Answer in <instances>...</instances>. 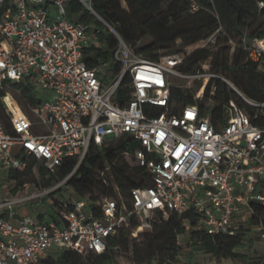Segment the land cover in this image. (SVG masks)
Here are the masks:
<instances>
[{"label":"built area","instance_id":"obj_1","mask_svg":"<svg viewBox=\"0 0 264 264\" xmlns=\"http://www.w3.org/2000/svg\"><path fill=\"white\" fill-rule=\"evenodd\" d=\"M68 1L0 0V86L29 77L41 97L29 103L31 115L11 91L1 97L6 114L0 112V178L9 169H25L31 158L56 172L68 156H78L79 165L92 143L122 142L120 155L143 167L151 182L133 187L128 201L121 194L118 199L77 197L51 220L19 208L66 179L35 190L24 183V192L0 199V264H45L50 253L65 248L101 253L110 235L133 219L148 221L155 211L164 217L194 211L197 228L234 234L242 223L237 224L238 216L254 212L253 201L264 204V124L255 120L264 113V101L234 87L255 106V116L231 98L219 126L211 113L201 114L198 104L176 107L171 101L173 77L217 76L210 60L197 73L182 72L178 65L192 48H218L222 27L196 47L156 58L118 36L114 59L89 66L83 48L93 36L92 25L71 17ZM80 1L113 29L93 0ZM190 2L191 11L203 7L198 0ZM258 6L264 10V0ZM236 42L229 40L233 47ZM240 43L264 70V36L248 37L245 31ZM114 63L120 68L110 74Z\"/></svg>","mask_w":264,"mask_h":264},{"label":"trees","instance_id":"obj_2","mask_svg":"<svg viewBox=\"0 0 264 264\" xmlns=\"http://www.w3.org/2000/svg\"><path fill=\"white\" fill-rule=\"evenodd\" d=\"M198 1L203 7L191 11L190 0H93L94 9L114 31L109 26L107 30L91 26L94 37H91L83 48L84 59L89 66H95L101 61H112L119 45L118 36L135 51L156 58L162 53L181 52L222 27L223 31L218 35L217 49L196 48L178 65L182 72L197 73L204 70L203 62L210 60V70L217 76L210 77L202 96H197L198 88L182 86L171 81V101L176 107L190 103L198 104L203 116L212 114L216 126H219L226 117L224 105L231 98L246 107L254 117L255 106L245 101L240 93L220 76L231 80L247 97L264 101V70L257 62L248 58L240 43L245 31L248 37L264 36V10L258 6L259 0ZM124 3L127 6H124ZM68 13L78 20L104 24V21L86 8L80 0L68 1ZM144 38H148V42L138 46ZM231 38L237 41L235 47L229 43ZM113 65L110 74L118 72L120 68L118 63ZM201 85L200 83L199 87ZM18 90L22 95L18 97L19 101L30 115L29 103L41 101L32 78L9 81L0 86L2 114L6 113L1 97L8 91ZM255 120L259 124H264V113ZM124 147L122 142L110 147H100L92 143L79 165L78 156H68L64 158L56 172H49L42 164L39 171L45 186H52L63 179L66 181L44 197L50 199L51 203L46 211L41 208L37 210L38 217L47 220L57 219L66 204L72 206L73 202L67 201L63 196L64 184L72 186L76 196L80 198L89 196L96 200L101 196H108L118 199L119 189L123 198L128 201L129 192L133 187L143 186L151 181L143 167L132 164L120 155ZM35 164L36 159L31 158L25 169L7 171L15 180L13 192L28 182L25 177L32 173ZM252 205L254 212L249 215L250 221L264 229V204L253 201ZM197 219L194 211L182 214L172 212L168 217H164L162 211H155L153 216L148 218L151 225L148 231H140L138 235L133 236V230L141 223L138 219H133L131 225L108 237L105 251L89 252L84 255L68 248L58 249L48 255L45 264H118V255L122 253L136 264L153 261H156V264H171L177 260L181 250L179 237L186 233L190 246L203 250L217 259L247 256L238 251L244 244L247 234L243 222L234 234H211L205 229L197 228ZM248 264H264V257L250 259Z\"/></svg>","mask_w":264,"mask_h":264},{"label":"rangeland","instance_id":"obj_3","mask_svg":"<svg viewBox=\"0 0 264 264\" xmlns=\"http://www.w3.org/2000/svg\"><path fill=\"white\" fill-rule=\"evenodd\" d=\"M124 6H127L126 3H124ZM86 7V6H85ZM87 8V7H86ZM92 27L96 28L98 26L100 29L107 30L108 25L104 22V24H98L94 21L90 22ZM93 34V33H91ZM94 37V34L93 36ZM148 42V38H144L138 46H142L145 43ZM193 47H196L197 44H192ZM191 45L188 46V49L192 47ZM195 49V48H194ZM192 48V50H194ZM217 49V48H215ZM231 81V80H230ZM173 83L180 84L182 86H188L193 87L194 89H197V93H204L206 86L204 87L205 83H208V77L206 76H200L196 78H181V77H173L172 78ZM232 82V81H231ZM201 85L199 87V85ZM233 83V82H232ZM233 89L236 87L233 83V85L229 84ZM214 87L213 91L214 92ZM40 92V88L37 89ZM12 92V91H11ZM15 97L18 99V97H22L20 91L12 92ZM211 102V101H210ZM20 103V101H19ZM21 104V103H20ZM22 106V105H21ZM30 109V108H29ZM42 165L41 161H37L36 164L33 167L32 173L25 177L26 181H28L31 186L30 190L40 189L44 187V180L42 179L39 171V167ZM63 180H60L59 182L54 183L53 185H57ZM26 183V182H25ZM15 186V180H13L8 173L3 175L0 178V199L2 197H12L20 192H24V190H20L21 187L16 191L13 192L12 188ZM63 196L67 201L74 202V200L77 198L76 193L74 192V189L72 186L64 184L63 185ZM20 190V191H19ZM118 195H120V190L117 189ZM51 203L50 199H44V197L34 198L29 200L28 202L22 204V206L19 208L20 211L26 212V213H33L35 214L39 208L41 210L46 211L48 206ZM153 216V214H152ZM49 219V217H48ZM244 223L245 230L247 231L245 242L242 245V247L238 248V251L246 254L247 256L231 259V258H221L217 259L213 255L197 249L190 246L188 243L189 236L188 233L183 234L179 237V242L181 244V250L179 253V256L177 260H174L171 264H248L250 259L254 258H261L264 257V237L262 236V232L264 229H262L261 226L256 225L255 223H252L250 221L248 212L245 211L243 215L238 216V223ZM141 226L136 227L133 230V236L138 235L140 231H148L151 229V225L149 224V221L142 219L141 220ZM55 253V252H53ZM88 253H84V255H87ZM118 264H136L133 261H131L126 254L122 253L118 255ZM144 264H156V261H153L151 263H144Z\"/></svg>","mask_w":264,"mask_h":264},{"label":"crops","instance_id":"obj_4","mask_svg":"<svg viewBox=\"0 0 264 264\" xmlns=\"http://www.w3.org/2000/svg\"><path fill=\"white\" fill-rule=\"evenodd\" d=\"M20 213H26V212H22V211H19Z\"/></svg>","mask_w":264,"mask_h":264},{"label":"water","instance_id":"obj_5","mask_svg":"<svg viewBox=\"0 0 264 264\" xmlns=\"http://www.w3.org/2000/svg\"><path fill=\"white\" fill-rule=\"evenodd\" d=\"M109 26V25H108ZM110 27V26H109ZM235 90H237L236 88H234ZM238 91V90H237Z\"/></svg>","mask_w":264,"mask_h":264},{"label":"bare ground","instance_id":"obj_6","mask_svg":"<svg viewBox=\"0 0 264 264\" xmlns=\"http://www.w3.org/2000/svg\"><path fill=\"white\" fill-rule=\"evenodd\" d=\"M10 97V96H9ZM11 98V97H10Z\"/></svg>","mask_w":264,"mask_h":264}]
</instances>
